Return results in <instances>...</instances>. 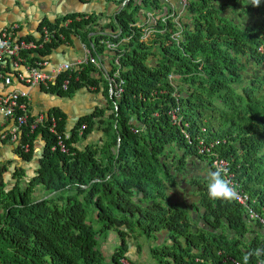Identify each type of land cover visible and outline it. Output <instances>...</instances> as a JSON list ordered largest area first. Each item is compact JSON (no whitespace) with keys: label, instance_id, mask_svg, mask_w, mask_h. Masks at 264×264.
Instances as JSON below:
<instances>
[{"label":"trees","instance_id":"1","mask_svg":"<svg viewBox=\"0 0 264 264\" xmlns=\"http://www.w3.org/2000/svg\"><path fill=\"white\" fill-rule=\"evenodd\" d=\"M123 1L114 0L117 9L98 30L114 34L97 32L87 39L96 27L93 13L43 20L53 28L70 19L58 28L63 39L80 35L95 52H101L100 39L127 38L119 51L110 52L106 68L111 78L113 55L120 52L122 91L117 97L109 93L106 78L96 77L99 70L89 62L73 72L65 90L58 83L66 73L48 86L70 97L81 87L98 89L101 80L105 103L78 116L67 131L64 112L50 110L66 152L50 149L56 136L44 128L37 127L29 138L22 135L13 151L24 162L33 159L35 139L42 141L33 175L26 178L23 168H16L10 183L2 179L6 167L0 165V264H106L96 237L109 230L119 239L109 264H123L127 235L153 238L150 255L158 264H244L246 255L248 264H264V225L249 220L235 200L212 199L207 190L213 153L228 161L235 188L264 218V0L259 6L245 0L238 14H253L249 22L225 15L214 0H188L183 18L175 22L174 14H166L147 41L134 23L144 10H162L160 0H126L119 9ZM248 62L261 69L236 92ZM171 107H178L180 123H172ZM101 120L106 141L83 143ZM199 139L212 143L209 152H199ZM24 141L26 152L18 146ZM165 182L195 191L191 217L165 197Z\"/></svg>","mask_w":264,"mask_h":264},{"label":"built area","instance_id":"2","mask_svg":"<svg viewBox=\"0 0 264 264\" xmlns=\"http://www.w3.org/2000/svg\"><path fill=\"white\" fill-rule=\"evenodd\" d=\"M187 1L188 0H178L179 9H177L175 13H173V11L170 13L174 14V19H177L181 14H183ZM84 17L86 18V16ZM165 17H161L160 20H163ZM75 19H78V16H75ZM69 22L70 19H65L60 21L57 26L53 28H49L44 25L41 27L39 34L35 39H27L22 36H18L16 34L17 26L15 24H11L8 28H0V141L7 140L16 146L22 135L29 138L34 129L41 127L46 129L47 133L56 136V141L50 146V149L53 150L56 148L61 152H66V147L56 131V117L50 113L45 114L43 112L31 114L29 111L28 92L21 87H27L33 84H44V86L48 87L49 85H53L55 83L60 74L66 73L65 77L58 83L60 90H65L73 72H78L83 64L89 62L97 69L99 68V63L95 61L94 56H92V54L88 52V49L83 45L85 47V49L83 48L85 53L82 57L76 58L72 62L62 61L52 67L50 69V73L42 70L43 65L47 64V62L45 60H37L36 57L41 56L39 51H43L47 44H49L48 49H50L53 46L50 45L52 40H55L56 43L59 39H63L62 35L58 32V28L66 26ZM152 22L153 18L150 15H145L141 23H134L135 26L140 27L142 30L141 40L147 41L148 37L155 31L153 26L156 22L153 24ZM103 31H111L110 34H114L113 30ZM177 35V32L173 33L174 37ZM124 40H127V38H121L118 41L100 39L98 41V46H101V52L104 50L109 53L114 50L119 51L117 46ZM90 46L92 48V53L95 52V48L92 47V45ZM257 50L262 51V48L258 47ZM119 53L113 55L114 57L112 60L115 67L112 72V77L110 78L107 75L104 77L107 81L109 93L116 97L121 93L123 84V80L120 78V68L117 60ZM97 54H100V52H95L94 55ZM29 59L32 60L29 61ZM168 77L171 78L170 75H168ZM13 83H17L18 85H21V87L15 86L11 89H5L6 87L12 86ZM177 111L178 107H171L167 111L172 123H180ZM83 128L84 124H81L78 131ZM68 129L69 127L66 128V131ZM63 136L66 138L68 136V132H64ZM198 144L199 152H209V147L212 146V143H209L208 146H206L201 139L198 140ZM18 146L22 152H26L28 150L27 141L18 144ZM212 155L213 158L211 160V165L215 170L219 168H226L227 176L232 182V185L235 187L236 183L232 178V173L228 170V161L225 158L219 157L213 153ZM236 190L239 198L235 199V201L245 209L248 219H258L259 223L264 225V218L258 217V215L249 207L248 196L244 192L239 191L237 188ZM234 264L240 263L234 261ZM256 264L260 263L257 261Z\"/></svg>","mask_w":264,"mask_h":264},{"label":"crops","instance_id":"3","mask_svg":"<svg viewBox=\"0 0 264 264\" xmlns=\"http://www.w3.org/2000/svg\"><path fill=\"white\" fill-rule=\"evenodd\" d=\"M124 2L125 0L118 6L119 9L123 7ZM160 4L162 10H144L140 21L136 23H141L145 15H150L153 18V24L160 20L161 17H165L166 14H170L172 11L174 13V11L179 9L178 0H160ZM116 9L117 6L114 0H99L98 2L91 0H0V28H8L11 24H15L17 26L16 34L18 36H22L27 39H35L38 36L41 27L45 25L43 20L53 23L55 19H58L67 13L78 12L84 14L86 17L87 15L93 13L96 16L94 21V26L96 25V27H94V31L87 34L88 39V37L93 34L92 32H99V27H102L111 20V16ZM183 16L184 15L181 14L174 20L177 22V20L180 17L183 18ZM101 32H103V30ZM83 45L88 49V52L94 56L95 61L99 63V73L95 72L96 77H105L108 62H110V53L104 50L103 52H100V54L94 55L89 42L83 41L80 35H70L68 40L59 39L55 45L48 49V51L36 58L37 60H45L47 62V64L43 65L42 70L50 73V69L62 61L72 62L74 59L82 57L85 53V47ZM15 86L21 87V85L13 83L12 86L6 87L5 89H11ZM102 87L103 82L98 80V89L91 86L81 87L70 97L58 96L54 92L48 91V87L44 86V84H33L21 88L27 90L28 92L29 111L31 114H35L37 112L49 114L52 108H58L66 115L65 126L68 128L73 124L74 120L78 116L88 114L95 107L98 108L104 105L105 100L101 91ZM76 93H81V95L83 94L87 98L91 96V98L87 101L89 103L88 107L82 110L79 109L80 107L78 106L80 113H74L76 112V108L71 106L72 101H75V105L78 104L75 99L78 96ZM91 94L94 95L95 99L92 98ZM69 98H71V101ZM98 104H101V106H98ZM89 110L90 112H88ZM93 132H95L94 127H92L91 132L88 134L83 143H94L99 140V138H96L95 140L90 139L89 142H87V139H89L88 137ZM41 146L42 141L39 138H36L33 147L34 156H37ZM13 149L14 144L12 142L7 140L0 141V150L5 152L6 158L3 159L4 161L8 160L9 157L12 156L17 158V160L20 159L14 154ZM3 160H1L0 156V161ZM1 165H3V163Z\"/></svg>","mask_w":264,"mask_h":264},{"label":"rangeland","instance_id":"4","mask_svg":"<svg viewBox=\"0 0 264 264\" xmlns=\"http://www.w3.org/2000/svg\"><path fill=\"white\" fill-rule=\"evenodd\" d=\"M94 2H98L99 0H91ZM213 4H220L222 5V11L225 15L227 16H232L236 20L243 22L245 19H248V22L254 18V15L251 14L250 12H246L242 15L238 14V11L240 8L245 4V0H214ZM244 19V20H243ZM247 68L246 70L242 71V77L239 82V84L234 85L236 92H240V86H244L247 84L248 79L251 77L252 72H257L261 68L259 66H255L253 63L248 62L246 64ZM194 88V87H193ZM192 89V88H191ZM83 93V92H82ZM78 94V93H76ZM81 93L78 94V96L75 98L76 101L78 102L77 105H75V101H72L71 106L76 108V112L74 113H80L79 109H85L86 107L89 106V103L87 102L89 98L85 97V95H81ZM92 95V98L95 99L94 95ZM200 98L208 101L214 106H221L219 101L217 99H214L213 97H210L206 95L203 92H199ZM71 101V98H69ZM79 106V107H78ZM98 106H101V104H98ZM224 108V107H223ZM90 112V110L88 111ZM73 113V112H72ZM71 113V114H72ZM70 118V117H69ZM104 119V118H103ZM94 130L95 132L91 133V135L88 137L87 142L89 140H95L96 138H102V132L103 128H105V120H101L97 123L94 124ZM99 128L101 130H99ZM110 131V130H108ZM106 141V138H102V142ZM100 142V141H99ZM0 156L1 160H3L5 157V152L0 150ZM35 158L36 156H33V159L29 162H24L20 159L17 160L15 157H9L8 160H3L0 161V165L3 163V165L6 167L5 172L2 173V179L7 182H13V179H11V172L14 171L16 168H23L24 170V176L29 177L33 175V169L35 168ZM189 174H193L194 170L190 169ZM183 176L181 178V181H184ZM23 178V177H22ZM164 193L165 197L171 201V202H177L179 203L185 210L188 215V217H191V211L189 208L190 204H194L195 202L197 203V198H196V193L190 187L187 186H179V185H171L167 182L164 183ZM39 191H35L34 195H39ZM125 243H126V252L124 253V259H121V262L123 264H158L155 259H153L150 255V247L154 246L155 242H153V238H145L143 235H136V236H131L127 235L125 236ZM119 239L115 231L109 230L104 236H97L96 237V244L98 249L101 251L103 255L104 262L106 264L108 263V257L115 248L116 244H118ZM154 243V244H153Z\"/></svg>","mask_w":264,"mask_h":264},{"label":"clouds","instance_id":"5","mask_svg":"<svg viewBox=\"0 0 264 264\" xmlns=\"http://www.w3.org/2000/svg\"><path fill=\"white\" fill-rule=\"evenodd\" d=\"M255 6H259L260 0H252ZM207 190L208 195L212 199H222V200H235L238 199V192L236 188L232 185V182L227 176L226 168H219L214 171H210L207 174ZM249 257L246 255L244 257V264H248Z\"/></svg>","mask_w":264,"mask_h":264},{"label":"water","instance_id":"6","mask_svg":"<svg viewBox=\"0 0 264 264\" xmlns=\"http://www.w3.org/2000/svg\"><path fill=\"white\" fill-rule=\"evenodd\" d=\"M126 1V0H125ZM121 8V7H120ZM93 34H97V32L95 31V32H92ZM98 33H100V34H103V35H108V34H110L111 33V31H109V32H98Z\"/></svg>","mask_w":264,"mask_h":264}]
</instances>
